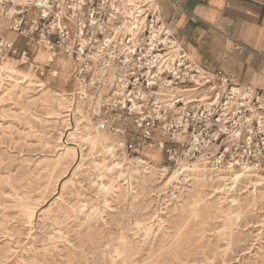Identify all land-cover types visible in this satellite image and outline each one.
<instances>
[{"label":"rangeland","instance_id":"rangeland-1","mask_svg":"<svg viewBox=\"0 0 264 264\" xmlns=\"http://www.w3.org/2000/svg\"><path fill=\"white\" fill-rule=\"evenodd\" d=\"M10 61H0V264H112L120 247L124 264H264V182L248 184L245 179L255 182L256 176L242 171L248 177L241 183L206 187L199 213L191 215V168H211L172 166L158 152L133 158L94 125L85 101L87 126L77 123L82 90L67 62L56 60L59 72L52 78L17 66L9 74ZM87 132L110 135L112 153L86 139ZM221 169H211L213 177ZM172 171L181 182H168Z\"/></svg>","mask_w":264,"mask_h":264},{"label":"built area","instance_id":"built-area-1","mask_svg":"<svg viewBox=\"0 0 264 264\" xmlns=\"http://www.w3.org/2000/svg\"><path fill=\"white\" fill-rule=\"evenodd\" d=\"M151 4L0 0V30L11 34L0 32V61L42 77L68 60L92 122L133 158L158 152L172 166L263 171L264 91L201 69Z\"/></svg>","mask_w":264,"mask_h":264},{"label":"crops","instance_id":"crops-1","mask_svg":"<svg viewBox=\"0 0 264 264\" xmlns=\"http://www.w3.org/2000/svg\"><path fill=\"white\" fill-rule=\"evenodd\" d=\"M154 1L180 49L201 69L264 91V0H177L180 9Z\"/></svg>","mask_w":264,"mask_h":264},{"label":"bare ground","instance_id":"bare-ground-1","mask_svg":"<svg viewBox=\"0 0 264 264\" xmlns=\"http://www.w3.org/2000/svg\"><path fill=\"white\" fill-rule=\"evenodd\" d=\"M152 7H153V9L154 10H158L159 8H158V6H157V4L155 3V1L154 0H152ZM46 53H44V52H39L38 54H37V56H36V60H39V61H44V59H46ZM189 58V57H188ZM62 59V58H61ZM190 59V58H189ZM63 61H65V62H67L68 63V65L70 66V71H71V64H70V62L68 61V60H64V59H62ZM62 61V62H63ZM6 63V62H5ZM5 67H6V70H7V72L9 73H15L16 72V64H14V62H8V63H6V65H5ZM3 71V70H2ZM29 71V70H28ZM3 72H5V71H3ZM30 72V71H29ZM9 73V74H10ZM58 74V73H57ZM6 75V74H5ZM54 75H55V73H54ZM52 76V78H54L55 76ZM3 76V75H2ZM11 76V75H10ZM19 76H21L20 74H19ZM30 76V75H29ZM32 76V75H31ZM15 77V76H14ZM35 77V76H34ZM2 78H4V77H2ZM23 78V77H22ZM67 78V77H66ZM4 79H6V78H4ZM18 79V78H17ZM21 80V79H20ZM24 80H27V79H24ZM31 80V79H30ZM52 79L49 77V78H47L46 80H45V82L46 83H49V81H51ZM2 81H4V80H2ZM1 82V81H0ZM23 82V81H22ZM40 82V81H39ZM65 83L66 82H63V83H61V86L62 87H65L64 85H65ZM38 84V83H37ZM20 85V84H19ZM18 85V86H19ZM40 85V84H39ZM76 85V84H75ZM28 86H30V85H28ZM32 86H33V84H32ZM35 87V86H34ZM9 88V87H8ZM14 88H15V86H14ZM36 88V87H35ZM44 88V87H43ZM11 89V88H10ZM27 89V88H26ZM47 89H49V88H47ZM9 90V89H8ZM25 90V89H24ZM33 90V89H32ZM41 90V89H40ZM79 90H81L80 88H79ZM23 91V90H22ZM37 91V90H36ZM42 91V90H41ZM78 91V90H77ZM21 92V91H20ZM39 92V91H38ZM46 92V91H45ZM45 92H43L44 94H45ZM61 92L62 93H65V94H67L68 96H72V95H74V93L73 92H71V91H69V92H67L64 88H61ZM75 92V91H74ZM81 93V95H82V93H83V91H81L80 92ZM23 94V93H22ZM27 94V93H26ZM26 94H24V95H26ZM42 95V94H41ZM46 95V94H45ZM79 95V94H78ZM77 95V96H78ZM80 95V96H81ZM67 96V97H68ZM31 97V96H30ZM61 97H63V95H60V98ZM38 98V97H37ZM40 98V97H39ZM66 98V97H65ZM66 99H63V101H65ZM43 101H44V99H43ZM84 101L85 100H83V97L81 96L78 100H77V103H76V107L74 108V112H75V114H77L78 115V117H77V123L78 124H80L79 122H82L84 125H86L87 126V124H85L86 122H88L87 121V118H86V115L84 116V114L86 113H84L83 114V116H82V109H81V105H83L84 104ZM39 104V103H38ZM67 104L68 105H71V101H67ZM47 106V105H46ZM84 106V105H83ZM44 107V106H43ZM48 108V107H47ZM62 108V107H61ZM60 108V109H61ZM64 109V108H63ZM50 110V109H49ZM65 110V109H64ZM73 110V109H72ZM68 112V111H67ZM72 112V111H71ZM53 114H55V113H53ZM63 114V113H62ZM67 114V113H66ZM68 114H70V113H68ZM63 116V115H62ZM87 116H88V114H87ZM54 117H57V116H54ZM67 118V117H66ZM70 118V117H69ZM89 118V117H88ZM64 120H65V118H64ZM68 120V119H67ZM69 121V120H68ZM92 124V123H91ZM69 125V124H68ZM81 125V124H80ZM86 126H84V129L86 130V131H88V128H86ZM97 129V128H96ZM86 139L88 138V139H90L93 143H98L99 145H101L104 149H106V151L109 153V154H111L112 153V150H113V147H112V137H110V135L108 136L106 133H104V132H87L86 133ZM82 139H84V138H82ZM89 141V140H88ZM82 142V141H81ZM76 143V142H75ZM93 146V145H92ZM118 147V146H117ZM96 150V149H95ZM74 151V150H73ZM73 151H72V153H73ZM123 151V150H122ZM76 152H77V150H76ZM67 153H68V151H67ZM74 154V153H73ZM77 155V154H76ZM59 156H60V154H59ZM154 158H157L158 157V155H152ZM112 157V156H111ZM65 159V158H64ZM129 159V158H128ZM72 160V159H71ZM139 160V159H138ZM73 161V160H72ZM142 161V160H141ZM152 161H154V160H152ZM151 161V162H152ZM58 162V161H57ZM68 162V161H67ZM114 162V161H113ZM149 162V161H144L142 164L143 165H145V166H148L149 164H151L152 166L151 167H154V164H152V163H154V162ZM54 163V162H53ZM61 163V162H60ZM65 163V162H64ZM136 163V162H135ZM181 163V162H180ZM106 164H108V163H106ZM117 164V163H116ZM132 164V163H131ZM50 165V164H49ZM67 165V164H66ZM98 165V164H97ZM115 165V164H114ZM140 165V164H139ZM138 165V166H139ZM184 165V164H183ZM99 166V165H98ZM116 166V165H115ZM119 166H121V165H119ZM192 166V165H191ZM41 167V166H40ZM44 167V166H43ZM60 167V166H59ZM105 167H107V166H105ZM116 167H118V166H116ZM127 167V166H126ZM132 167V166H131ZM185 167V166H184ZM49 168V167H48ZM119 168V167H118ZM121 168V167H120ZM158 168V167H157ZM106 169V168H105ZM104 169V170H105ZM130 169V168H129ZM144 169H145V167H144ZM173 169V168H172ZM182 169V168H181ZM189 169V168H188ZM47 170V169H46ZM108 170V169H107ZM113 170V169H112ZM116 170V169H115ZM148 169H146V171H147ZM166 169H161V170H158V171H160V172H164ZM49 171V170H48ZM121 171H122V169H121ZM135 171V170H134ZM151 170H149V172H150ZM168 171V170H167ZM177 171V170H176ZM176 171H172V174L170 175V177H169V181L168 182H170L171 180H176V181H180V179H179V173H177ZM243 170H240V171H236V169H233V168H231V167H224L223 169H221V172H219L217 175H216V177H213V172H212V170L211 169H208V168H206V167H204V166H199L198 164H194L193 166H192V168H191V176L190 177H193V179H194V181H195V185H196V187H195V191L196 192H194V194H193V196H192V198H191V201H190V208H191V212H190V214L191 215H197L198 213H199V210H198V204L199 203H201L202 202V200H203V198H204V188H206V187H211V188H213V190H218V189H220L221 187H216L217 186V183L218 184H220V183H223L226 187L228 186V185H232V184H237V183H241V179L242 178H244V177H248V175H245L243 172H242ZM113 172V171H112ZM143 172V171H142ZM148 172V171H147ZM146 172V173H147ZM148 172V173H149ZM244 172H249V171H244ZM62 173V172H61ZM122 173V172H121ZM134 173V172H133ZM139 173V172H138ZM137 173V174H138ZM250 173L252 174V175H255L256 176V180H255V182L251 179V180H249V179H245L246 180V182L248 183V184H251V185H253V186H257L258 184H261L262 182H264V170L263 171H259V170H250ZM127 174V173H126ZM130 174V173H129ZM159 174V173H158ZM165 174V173H164ZM169 174V173H168ZM181 174V173H180ZM53 176H54V174H53ZM122 176V175H121ZM130 176V175H129ZM62 177V176H61ZM131 177H133V176H131ZM163 177V176H162ZM166 177V176H165ZM99 178V177H98ZM127 178V177H126ZM130 178V177H129ZM125 179V178H124ZM139 179V178H138ZM147 179V178H146ZM48 180V179H47ZM103 180V179H102ZM107 180V179H106ZM113 181V180H112ZM185 181L187 182V181H189V179L188 178H186L185 179ZM114 182V181H113ZM113 182H110L109 184H111V183H113ZM181 182V181H180ZM214 182H215V184H214ZM243 182V181H242ZM58 183V182H57ZM102 183V182H101ZM135 184V183H134ZM169 184V183H168ZM171 184V183H170ZM112 185V184H111ZM110 185V186H111ZM181 185V184H180ZM100 186V185H99ZM103 186V185H102ZM105 186V185H104ZM189 186H190V184H189ZM188 186V187H189ZM56 187V186H55ZM130 187H131V183H130ZM235 187V186H234ZM250 187V186H249ZM224 188V187H223ZM228 188V187H227ZM233 187H230L229 189H232ZM237 188V187H236ZM257 188V187H256ZM100 189V188H99ZM114 189V188H113ZM246 189V188H245ZM244 189V190H245ZM206 190V189H205ZM249 190V189H248ZM102 191V190H101ZM109 191V190H108ZM239 191H240V189H239ZM48 191H46V193H47ZM41 193V192H40ZM215 193H218V192H215ZM223 193H224V190H223ZM240 193H242V192H240ZM247 193V192H246ZM18 194V193H17ZM26 194V193H25ZM108 194V193H107ZM110 194V193H109ZM235 194V193H234ZM233 194V195H234ZM19 195V194H18ZM39 195V194H38ZM106 195V194H105ZM41 196V195H40ZM229 196H230V194H229ZM237 196V195H236ZM241 196V195H240ZM234 197V196H233ZM235 198V197H234ZM240 198V197H239ZM33 199V198H32ZM17 200V199H16ZM15 200V201H16ZM235 199H233V201H234ZM29 201V200H28ZM61 201V200H60ZM235 202H237L238 203V201H235ZM232 203V202H231ZM21 204H23L22 202H21ZM29 204V203H28ZM26 206V205H25ZM36 206V205H35ZM81 206V205H80ZM230 207V206H229ZM78 208V207H77ZM85 208V207H84ZM231 208V207H230ZM24 209V208H23ZM19 210H20V208H19ZM35 210V209H34ZM79 210H80V208H79ZM85 210V209H84ZM75 211V210H74ZM47 212V211H46ZM92 212V211H91ZM229 212V211H228ZM77 213V212H76ZM229 213H231V212H229ZM83 214V213H82ZM85 214V213H84ZM91 214H93V213H91ZM226 214V213H225ZM232 214V213H231ZM94 215H96L95 213H94ZM68 216V215H67ZM89 216V215H88ZM70 217V216H69ZM94 218V217H93ZM80 221V220H79ZM32 222V221H31ZM85 222V221H84ZM31 224V223H30ZM90 224V223H89ZM87 226V225H86ZM145 231V230H144ZM143 231V232H144ZM147 232H148V230H147ZM146 233V232H145ZM122 234V233H121ZM125 242V241H124ZM123 242V243H124ZM127 242V241H126ZM122 243V242H121ZM123 247V246H122ZM124 248V247H123ZM180 248V247H179ZM133 250V249H132ZM175 250V249H174ZM114 252V251H113ZM167 253V252H166ZM175 253V252H174ZM176 254V253H175ZM111 255V254H110ZM109 255V256H110ZM125 250L123 249H121V247H120V250H119V248L115 251V257L114 258H111L112 260V264H117L116 263V261H117V259L118 258H120V262H121V264H124V262H127V261H125ZM168 255V254H167ZM177 255V254H176ZM128 256V255H127ZM178 256V255H177ZM156 257V256H155ZM168 257V256H167ZM173 257V256H172ZM176 257V256H175ZM179 257V256H178ZM117 258V259H116ZM127 258V257H126ZM166 259V258H165ZM172 259H174V258H172ZM128 260V259H127ZM136 260V259H135ZM179 260V259H178ZM129 262V261H128ZM132 262V261H131ZM152 262V261H151ZM138 264H139V262H137ZM119 264V263H118ZM133 264V263H132ZM135 264V263H134ZM154 264V263H153ZM166 264V263H165Z\"/></svg>","mask_w":264,"mask_h":264}]
</instances>
